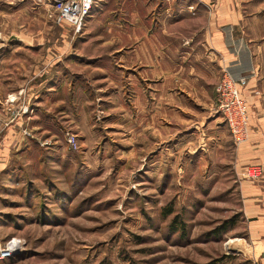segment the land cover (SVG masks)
Here are the masks:
<instances>
[{"label":"rangeland","instance_id":"obj_1","mask_svg":"<svg viewBox=\"0 0 264 264\" xmlns=\"http://www.w3.org/2000/svg\"><path fill=\"white\" fill-rule=\"evenodd\" d=\"M62 1L0 0V264H251L234 169L204 177L179 144L143 145L104 82L95 109L52 92L98 0L80 31Z\"/></svg>","mask_w":264,"mask_h":264},{"label":"crops","instance_id":"obj_2","mask_svg":"<svg viewBox=\"0 0 264 264\" xmlns=\"http://www.w3.org/2000/svg\"><path fill=\"white\" fill-rule=\"evenodd\" d=\"M111 1H97L82 35L69 25L52 92L67 89L72 109H95L104 82L119 109H135L143 145L179 144L198 168L207 163L204 177L234 169L249 237L242 252L264 264V0ZM225 69L246 81L250 139L239 147L216 109ZM251 165L262 169L255 181L239 174Z\"/></svg>","mask_w":264,"mask_h":264},{"label":"built area","instance_id":"obj_3","mask_svg":"<svg viewBox=\"0 0 264 264\" xmlns=\"http://www.w3.org/2000/svg\"><path fill=\"white\" fill-rule=\"evenodd\" d=\"M94 0H69L59 2L58 22H68L76 31H80L84 17L90 10ZM245 80L237 81L228 69L222 74L217 88V112L222 115L229 128L231 137L236 147L247 143L250 139V112L246 100L242 97L239 84L245 85ZM262 176L259 166L247 168L243 173L244 179L256 180ZM8 256L6 249L0 248V259Z\"/></svg>","mask_w":264,"mask_h":264},{"label":"trees","instance_id":"obj_4","mask_svg":"<svg viewBox=\"0 0 264 264\" xmlns=\"http://www.w3.org/2000/svg\"><path fill=\"white\" fill-rule=\"evenodd\" d=\"M173 228H174V229H176L177 231L180 229V227H179V226H177V222H176V224H175V225H173Z\"/></svg>","mask_w":264,"mask_h":264},{"label":"bare ground","instance_id":"obj_5","mask_svg":"<svg viewBox=\"0 0 264 264\" xmlns=\"http://www.w3.org/2000/svg\"><path fill=\"white\" fill-rule=\"evenodd\" d=\"M232 242H234V240L232 241ZM232 242H230V243H232ZM238 245H240V244H238ZM230 247V246H229ZM235 248V247H234ZM240 250V249H239ZM248 250V249H247Z\"/></svg>","mask_w":264,"mask_h":264}]
</instances>
